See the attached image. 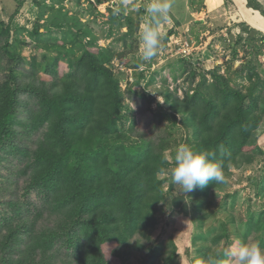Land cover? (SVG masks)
Here are the masks:
<instances>
[{
    "label": "rangeland",
    "instance_id": "obj_1",
    "mask_svg": "<svg viewBox=\"0 0 264 264\" xmlns=\"http://www.w3.org/2000/svg\"><path fill=\"white\" fill-rule=\"evenodd\" d=\"M146 3L0 0V21L9 25L7 49L13 54L12 58L0 49V84L13 69L24 90L36 89L42 83L51 86L58 80L54 87L58 91L71 72L69 64L80 55V43H74L71 37L82 29V40L78 39L87 42L90 50L102 51L97 55L119 83L130 117L124 128L133 124L135 136L146 135L156 141L165 137V155L171 163L175 148L184 143V129L179 123H170L166 95L173 99L192 94L203 78L210 82L216 70L231 79L230 87L242 92L251 83L248 75L262 80L258 85L264 88V0H174L165 24L162 53L150 62L139 58L136 39ZM117 8L122 9L119 14H115ZM41 10L43 17L38 22ZM190 11L193 14L188 22H183L185 12ZM184 40L190 42L188 55L180 53L183 48L179 43ZM22 91L19 99L35 100L29 93L25 98ZM37 135L41 137L40 132ZM34 139L15 137L17 144L31 149ZM244 149L246 153L222 170L224 182L213 183L203 195L196 193L197 188L187 194L189 197L177 193L171 183L170 164L160 174L164 178L163 198L156 208L155 225L145 234L139 230L130 239V246L114 251L116 244L104 245L107 264H168L165 258L172 250L176 257L171 264H207L212 259L224 264L222 252L237 241H258L264 247L263 229L257 231L250 225V220L259 216L264 222V188H259L264 175V114ZM1 156L0 211L9 199L23 200L24 208L37 203L40 194L35 189L27 190L30 172L27 168L21 172L22 157L12 154L8 147ZM153 247L157 249L155 256L150 255Z\"/></svg>",
    "mask_w": 264,
    "mask_h": 264
},
{
    "label": "trees",
    "instance_id": "obj_2",
    "mask_svg": "<svg viewBox=\"0 0 264 264\" xmlns=\"http://www.w3.org/2000/svg\"><path fill=\"white\" fill-rule=\"evenodd\" d=\"M42 17L41 10L37 21ZM81 30L71 37L80 43V55L69 64L71 72L58 91V80L24 90L13 69L0 84V159L7 147L20 155L21 172H30L27 190L40 194L37 203L25 208L18 198L3 203L0 264H107L104 245L116 244L114 251L130 246L139 230L145 234L156 223L163 198L160 174L171 164L165 155L168 141L135 136L133 124L124 128L130 117L119 83L97 55L102 51L80 41ZM9 32V25L0 21V49L13 58L7 49ZM247 78L251 83L242 92L216 70L192 94L165 96L170 123L184 129L183 142L214 152L222 170L247 152L244 148L264 114V88L258 85L262 80ZM21 90L35 100L19 99ZM16 136H33L34 148L17 144ZM259 181L264 188V175ZM211 185L196 193L203 195ZM250 225L264 232L260 216ZM156 251L151 248L150 255ZM169 255L165 262L171 264L174 250Z\"/></svg>",
    "mask_w": 264,
    "mask_h": 264
},
{
    "label": "clouds",
    "instance_id": "obj_3",
    "mask_svg": "<svg viewBox=\"0 0 264 264\" xmlns=\"http://www.w3.org/2000/svg\"><path fill=\"white\" fill-rule=\"evenodd\" d=\"M173 6L174 0H147L136 32L138 55L142 61L150 62L162 53L165 24ZM114 11L119 14L122 9ZM169 171L177 193L185 197H189L187 194L196 188L203 189L210 183H221L225 179L222 165L214 152L198 151L186 143L175 148ZM221 256L224 264H264V247L258 241H237L225 248ZM209 264H220V260L212 259Z\"/></svg>",
    "mask_w": 264,
    "mask_h": 264
},
{
    "label": "built area",
    "instance_id": "obj_4",
    "mask_svg": "<svg viewBox=\"0 0 264 264\" xmlns=\"http://www.w3.org/2000/svg\"><path fill=\"white\" fill-rule=\"evenodd\" d=\"M179 46L181 47V49H182V51L183 52H180L181 54H183V55H188V53H189V50H190V48H191V46H190V42L188 41V40H184V41H181L180 43H179ZM180 49V50H181Z\"/></svg>",
    "mask_w": 264,
    "mask_h": 264
},
{
    "label": "crops",
    "instance_id": "obj_5",
    "mask_svg": "<svg viewBox=\"0 0 264 264\" xmlns=\"http://www.w3.org/2000/svg\"><path fill=\"white\" fill-rule=\"evenodd\" d=\"M187 7V6H186ZM186 10V9H185ZM193 13L190 11V12H185V14H184V18H183V22H188V20H189V15H192ZM184 24V23H183ZM186 24V23H185ZM189 25H187V27H188ZM183 27H184V25H183Z\"/></svg>",
    "mask_w": 264,
    "mask_h": 264
}]
</instances>
